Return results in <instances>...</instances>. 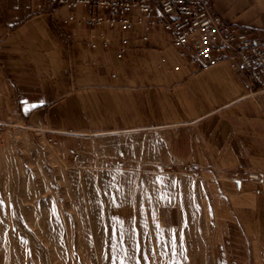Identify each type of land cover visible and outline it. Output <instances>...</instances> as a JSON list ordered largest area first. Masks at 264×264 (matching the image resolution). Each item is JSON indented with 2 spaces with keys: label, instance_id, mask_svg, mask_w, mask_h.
Listing matches in <instances>:
<instances>
[{
  "label": "crops",
  "instance_id": "0c3cea01",
  "mask_svg": "<svg viewBox=\"0 0 264 264\" xmlns=\"http://www.w3.org/2000/svg\"><path fill=\"white\" fill-rule=\"evenodd\" d=\"M211 5L264 47V0ZM70 14L91 12L0 0V129L31 130L63 145L135 134L137 150H151L158 166H193L172 174L173 200L190 205L185 219L199 221L193 234L210 253L207 264H264V93L251 94L229 61L200 67L181 58L156 22L159 13L133 11L125 33L66 23ZM123 36L130 42L120 57ZM252 172L261 181H250Z\"/></svg>",
  "mask_w": 264,
  "mask_h": 264
},
{
  "label": "rangeland",
  "instance_id": "374dc122",
  "mask_svg": "<svg viewBox=\"0 0 264 264\" xmlns=\"http://www.w3.org/2000/svg\"><path fill=\"white\" fill-rule=\"evenodd\" d=\"M0 135V264L208 263L199 221L173 200L172 174L185 171L158 166L135 134L64 145L14 126Z\"/></svg>",
  "mask_w": 264,
  "mask_h": 264
},
{
  "label": "built area",
  "instance_id": "2783aa9c",
  "mask_svg": "<svg viewBox=\"0 0 264 264\" xmlns=\"http://www.w3.org/2000/svg\"><path fill=\"white\" fill-rule=\"evenodd\" d=\"M57 8L67 7L78 10L86 8L91 14L76 17L70 14L64 21H75L79 25H88L95 29L107 26L123 33L132 27L131 13L138 11L150 15L159 13L157 24L172 34V41L181 58L200 67H210L223 61L231 62L248 80L250 93H264V47L254 41L251 30L236 27L225 21L212 10L211 0H46ZM58 20L56 12L52 14ZM97 37V36H93ZM105 46L110 39L101 34ZM148 37H144L147 40ZM129 38L120 39L119 56L128 51ZM89 46L96 47L91 40ZM2 135H0V143ZM49 143L57 145L50 140ZM66 157V153H63ZM79 154L73 157L78 160ZM121 165L124 162L120 163ZM174 170L172 166L167 168ZM183 171L192 172L193 166L188 164ZM250 181L259 182L262 177L258 172L248 174Z\"/></svg>",
  "mask_w": 264,
  "mask_h": 264
}]
</instances>
